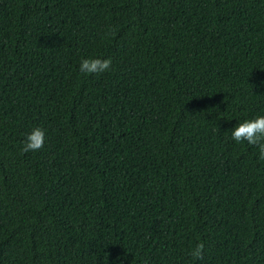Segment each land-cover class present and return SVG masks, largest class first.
Segmentation results:
<instances>
[{
    "label": "trees",
    "instance_id": "16d2710c",
    "mask_svg": "<svg viewBox=\"0 0 264 264\" xmlns=\"http://www.w3.org/2000/svg\"><path fill=\"white\" fill-rule=\"evenodd\" d=\"M261 112L264 0H0V264H264Z\"/></svg>",
    "mask_w": 264,
    "mask_h": 264
},
{
    "label": "clouds",
    "instance_id": "9594fccd",
    "mask_svg": "<svg viewBox=\"0 0 264 264\" xmlns=\"http://www.w3.org/2000/svg\"><path fill=\"white\" fill-rule=\"evenodd\" d=\"M110 58L82 57L79 62L81 73H99L110 67ZM230 136L235 141L246 140L250 145L258 148V158L264 159V112L257 113L252 117L238 120L230 131ZM46 132L43 126L37 124L31 127L22 142L21 151L37 150L45 142ZM202 245L198 244L193 250V255H199Z\"/></svg>",
    "mask_w": 264,
    "mask_h": 264
}]
</instances>
